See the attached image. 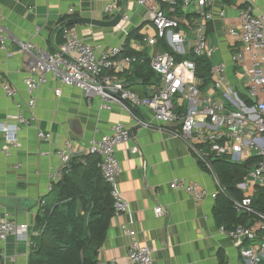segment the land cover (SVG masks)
<instances>
[{"label": "crops", "instance_id": "1", "mask_svg": "<svg viewBox=\"0 0 264 264\" xmlns=\"http://www.w3.org/2000/svg\"><path fill=\"white\" fill-rule=\"evenodd\" d=\"M158 1L167 15L178 19L180 31L191 45L194 44L197 38L195 22L199 15L197 5L184 9L183 0ZM112 5L129 15L128 34L121 32L119 25L116 28L88 24L63 26L74 18L113 20L119 14L107 12ZM248 5L258 16L264 17V0H216L215 19L207 26L208 40L216 49L213 60H209L210 74L204 77L197 65L203 93L228 107L223 90L212 89L215 79L212 71L220 63L227 64L229 86L243 105L247 108L256 105L248 96L247 67L231 61L232 54L242 44L230 35V31L238 28L239 11ZM0 10L10 36L5 48L0 44V124H6L19 112L30 119L29 126L20 128L18 146L12 149L10 157L3 153L6 137L0 133V211L16 224L27 225L30 239L39 235L40 206L53 185L69 172L63 171L58 151L70 141L74 147L71 163L81 171L90 166L100 173L98 158L88 153L90 140L111 134L114 126L122 124L131 130L132 139L117 148L122 169L119 188L131 202L132 212L115 215L112 219L107 240L99 250V263L128 264V251L137 242L154 250L155 264H244L242 247L221 232L216 219L219 196L226 195L227 191L219 192L218 183L221 182L217 175L207 171L195 152L171 132L170 128L175 127H161L153 114L142 108L102 109L97 96H86L78 87L56 79H50L37 93L32 111L25 105L28 93L24 81L31 58L20 51L21 43L32 42L57 52L65 43V32L73 31L94 46L99 58L117 47L130 56L150 57L153 49L145 39L156 37L157 32L138 0H0ZM223 10L225 16L220 17ZM63 27L64 32L61 31ZM158 46L167 49L165 41L158 40ZM188 58L197 59L192 52ZM178 59L181 61L182 57ZM142 66L143 71L139 70ZM148 71L152 75L146 82L144 75ZM105 76L124 83L130 81L129 89L141 96H147L160 83L148 63L118 74L106 71ZM4 84L14 87L17 94L8 97L3 90ZM56 90L61 91L60 96L56 95ZM40 132L50 134V142L41 139ZM134 148L136 152L132 151ZM178 179L199 184L207 190V196L197 202L188 194L173 190L170 184ZM259 191L264 192V189L253 187L248 193L254 200ZM157 208H163L165 215L158 217ZM232 213L234 219L243 216L245 224L257 230L254 217L240 215L235 209ZM128 230L133 235H128ZM0 248L3 264H29L31 246L28 242L10 235Z\"/></svg>", "mask_w": 264, "mask_h": 264}, {"label": "built area", "instance_id": "2", "mask_svg": "<svg viewBox=\"0 0 264 264\" xmlns=\"http://www.w3.org/2000/svg\"><path fill=\"white\" fill-rule=\"evenodd\" d=\"M215 2L183 0L184 9L196 4L199 10L195 22L197 38L191 45L180 31L178 19L167 15L158 0H138V5L146 10L157 32L156 37L145 39L153 49L150 57L130 56L124 53L123 48L117 47L99 58L94 46L81 40L73 31L65 32V43L57 52L40 48L32 42L21 43L20 51L31 58L24 81L28 93L25 105L32 111L36 106L37 93L50 79H56L62 84L78 87L86 96H97L101 100L102 109L111 111L120 106L126 110L135 107L150 111L161 127H175L170 128L171 132L181 138L195 152L205 169L213 174L215 160L227 159L233 163L246 164L257 157L258 160L251 165L245 180L237 186L246 196L245 199L233 202L238 214L256 219L257 230L248 225H237L233 229L221 227L220 230L242 247L244 264H264V213L254 208L253 196L248 193L253 187L264 189V17L258 16L254 8L248 5L239 11L238 28L230 31V35L242 44L232 54L231 61L247 67L250 78L248 96L256 105L253 108L245 107L229 86L226 63L217 64L213 68L215 79L212 89L223 90L230 105L228 107L203 93L197 77V64L188 58L191 52L197 59L214 58L216 49L208 40L207 26L215 19ZM107 12L122 14L115 5L110 6ZM122 15L119 30L128 34L126 23L130 17ZM219 15L224 17L225 11ZM9 39L0 10V44L3 48ZM158 40L165 41L167 49L159 47ZM179 57H182L181 61H178ZM146 63L160 80L147 96L135 94L129 89V84L105 76L106 71L118 74ZM3 90L8 97L17 94L16 89L9 84H4ZM60 94L61 91L56 90V95ZM29 125L30 119L22 112L6 124H0V133L6 137L3 149L6 157H10L12 149L18 146L20 128ZM39 137L46 142L51 140L48 133L40 132ZM131 139V130L118 124L112 128L111 134L92 138L89 144L88 153L98 158L97 168L110 188L116 216L132 212L131 202L119 188L122 169L117 157V148ZM132 151L136 152L137 148ZM73 152L74 147L70 141L58 151L63 171L71 170ZM170 185L173 190L188 194L197 202L208 194L199 184L184 179L173 180ZM218 186L220 193H226L220 183ZM155 213L158 217L165 215L163 208H157ZM127 234L133 235V232L128 230ZM10 235L17 236L31 246L27 225L16 224L0 211V246ZM128 264H155L154 250L147 244L141 246L137 242L133 243L128 251Z\"/></svg>", "mask_w": 264, "mask_h": 264}, {"label": "trees", "instance_id": "3", "mask_svg": "<svg viewBox=\"0 0 264 264\" xmlns=\"http://www.w3.org/2000/svg\"><path fill=\"white\" fill-rule=\"evenodd\" d=\"M195 62L203 76L207 77L211 71L209 60L200 58ZM139 70L143 71V66ZM151 75L146 72V82ZM257 160L253 157L246 164L227 159L213 162L214 173L227 191L226 195L219 196L216 208L220 227L229 229L234 225H246L243 216L234 219L233 202L245 199L237 186L245 180L251 165ZM87 168L81 171L73 163L71 170H64L66 172L61 180L53 185L51 193L43 200L37 219L40 233L31 239L29 264H100L99 250L107 240L115 216L114 200L101 174L93 167ZM253 206L264 213L263 191L254 197ZM0 264H3L1 248Z\"/></svg>", "mask_w": 264, "mask_h": 264}, {"label": "water", "instance_id": "4", "mask_svg": "<svg viewBox=\"0 0 264 264\" xmlns=\"http://www.w3.org/2000/svg\"><path fill=\"white\" fill-rule=\"evenodd\" d=\"M122 17L123 15L119 14L113 20H110V21H102V20L98 21V20H91V19H86V18H74V19L67 21L63 26L88 24V25H94V26H100V27L116 28L120 24Z\"/></svg>", "mask_w": 264, "mask_h": 264}]
</instances>
